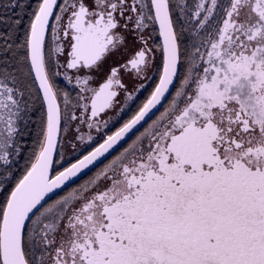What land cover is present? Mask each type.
<instances>
[{
    "label": "snow or ice",
    "instance_id": "snow-or-ice-1",
    "mask_svg": "<svg viewBox=\"0 0 264 264\" xmlns=\"http://www.w3.org/2000/svg\"><path fill=\"white\" fill-rule=\"evenodd\" d=\"M28 7L0 0V264H264V0Z\"/></svg>",
    "mask_w": 264,
    "mask_h": 264
},
{
    "label": "flooded vegetation",
    "instance_id": "flooded-vegetation-1",
    "mask_svg": "<svg viewBox=\"0 0 264 264\" xmlns=\"http://www.w3.org/2000/svg\"><path fill=\"white\" fill-rule=\"evenodd\" d=\"M49 38H50V37H49ZM128 42H129V44L131 45L132 40H131V37H130V36H129V41H128ZM157 43H159V39H158V37H157ZM159 55H160V54L157 53V57H158V58H159ZM119 59H120L119 56H114V57L109 58V59L105 62V64L102 66L100 72L97 73V84H98L99 82H102V80L105 78V76H106V74H107L108 69H109L111 66H113L114 63H115L117 60H119ZM144 95H146V92H145V93H142V94L140 95V97H139V100H137L136 102L139 103L140 100H142V99L144 98ZM132 107L134 108L135 105H133Z\"/></svg>",
    "mask_w": 264,
    "mask_h": 264
},
{
    "label": "trees",
    "instance_id": "trees-1",
    "mask_svg": "<svg viewBox=\"0 0 264 264\" xmlns=\"http://www.w3.org/2000/svg\"><path fill=\"white\" fill-rule=\"evenodd\" d=\"M23 2L25 4H28L29 7L25 8L23 11H21L19 8L12 9L8 12V15H13L14 13H20V15L23 17V20L26 24L28 21V18H29L28 13L30 12L31 8L35 6V0H23ZM0 11H3V9H0ZM22 28H23V25H22ZM32 127H33V132H35V125H33ZM21 162H23V161H21Z\"/></svg>",
    "mask_w": 264,
    "mask_h": 264
}]
</instances>
